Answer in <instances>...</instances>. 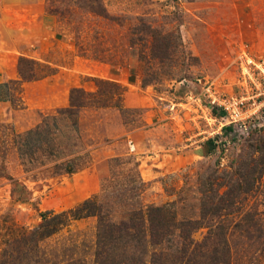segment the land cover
Instances as JSON below:
<instances>
[{"label":"rangeland","instance_id":"374dc122","mask_svg":"<svg viewBox=\"0 0 264 264\" xmlns=\"http://www.w3.org/2000/svg\"><path fill=\"white\" fill-rule=\"evenodd\" d=\"M89 1L103 16L87 6ZM101 1L103 11L97 0H55L67 12L51 13L47 0H0V82L16 80L9 83L13 102L0 101V123L24 131L43 114L67 106L71 88L97 91L96 78L123 89L121 108L80 111L82 138L90 149L80 171L33 175L13 153L0 157L5 168L0 170V241L33 227L40 212H59L94 194L115 220L131 205L178 198L179 205L197 211L198 173L207 178L234 170L243 149L264 141V112L248 133L225 131L213 118L215 111L206 109L204 90L211 82L218 91L238 94L237 55L245 51L264 60V0ZM20 56L46 65L39 71L44 76L21 80ZM2 173L24 184L30 195L16 198ZM256 185L242 207L254 220L239 221L242 215L232 214L224 220L232 264H264V172ZM95 218L70 221L47 240V249L60 259V247H70L69 254L76 246L85 264H93ZM206 231L199 228L193 237Z\"/></svg>","mask_w":264,"mask_h":264},{"label":"trees","instance_id":"16d2710c","mask_svg":"<svg viewBox=\"0 0 264 264\" xmlns=\"http://www.w3.org/2000/svg\"><path fill=\"white\" fill-rule=\"evenodd\" d=\"M62 2L60 0L59 4ZM91 2L87 6L95 14H100ZM101 2L97 0L103 11ZM47 10L51 13L67 12L59 10L55 0H47ZM45 66L20 56L16 68L21 80L30 81L44 76L39 71ZM44 72L49 74L50 71ZM94 80L97 91L71 88L67 106L43 114L34 126L24 131L17 132L9 123H0L3 128L0 131L1 159L13 153L22 170L33 175L42 171L50 175H71L86 167L90 149L85 147L82 138L80 111L108 105L121 108L123 92L116 82L102 78ZM149 81L144 79L142 83L146 85ZM15 82H0V101L13 102L9 83ZM223 128L227 131L231 126ZM257 142L260 144H249L241 151L234 170L223 175L213 173L207 178L198 173L197 211L196 206L179 205L181 199L178 198L162 205H131L121 212L119 220H115L99 200V195L94 194L59 212L42 211L33 227L21 228L3 238L0 241V264H85L84 259L75 253L79 250L76 246L71 247L69 254L70 247H60L61 257L58 259V252L55 256L47 249V240L70 221L90 216L96 217L97 221L93 264H232L231 232L227 231L224 220L230 214L242 215L239 221L246 217L254 220L250 212H243L242 207L247 194L256 188L258 178L264 172V141L259 139ZM3 167L0 165L2 172ZM2 174L11 180V192L17 195L16 198H22L23 192L30 195L24 184L7 173ZM186 208H189L187 212ZM202 227L207 228L206 233L195 239L193 232Z\"/></svg>","mask_w":264,"mask_h":264},{"label":"built area","instance_id":"2783aa9c","mask_svg":"<svg viewBox=\"0 0 264 264\" xmlns=\"http://www.w3.org/2000/svg\"><path fill=\"white\" fill-rule=\"evenodd\" d=\"M240 92L228 94L218 91L213 83L206 88V109L215 115L220 128L231 126L235 132L248 133L250 124L264 112V60L256 59L242 51L237 55Z\"/></svg>","mask_w":264,"mask_h":264}]
</instances>
